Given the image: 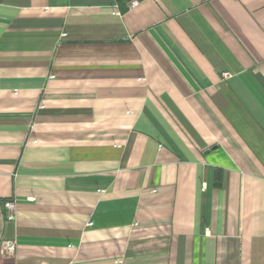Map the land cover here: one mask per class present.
I'll return each mask as SVG.
<instances>
[{
	"label": "crops",
	"instance_id": "0c3cea01",
	"mask_svg": "<svg viewBox=\"0 0 264 264\" xmlns=\"http://www.w3.org/2000/svg\"><path fill=\"white\" fill-rule=\"evenodd\" d=\"M5 240L0 264H264V0H0Z\"/></svg>",
	"mask_w": 264,
	"mask_h": 264
},
{
	"label": "built area",
	"instance_id": "2783aa9c",
	"mask_svg": "<svg viewBox=\"0 0 264 264\" xmlns=\"http://www.w3.org/2000/svg\"><path fill=\"white\" fill-rule=\"evenodd\" d=\"M136 3H132V7L135 6ZM232 75L230 73H222L223 79H228ZM3 208L8 212L7 219L13 221L15 219V209L16 205L14 202L7 201L3 204ZM15 252V242L10 240H5L1 242L0 245V254L3 257H11L14 255Z\"/></svg>",
	"mask_w": 264,
	"mask_h": 264
}]
</instances>
